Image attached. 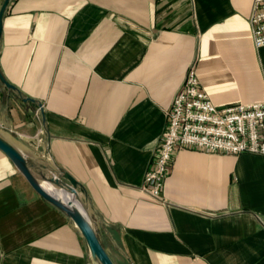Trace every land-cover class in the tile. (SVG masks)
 <instances>
[{
    "label": "crops",
    "instance_id": "obj_1",
    "mask_svg": "<svg viewBox=\"0 0 264 264\" xmlns=\"http://www.w3.org/2000/svg\"><path fill=\"white\" fill-rule=\"evenodd\" d=\"M253 3L10 1L0 70L15 89L0 82V130L76 179L115 264H264V156L180 149L161 199L142 191L191 67L217 108L264 100ZM0 264H95L1 150Z\"/></svg>",
    "mask_w": 264,
    "mask_h": 264
},
{
    "label": "built area",
    "instance_id": "obj_2",
    "mask_svg": "<svg viewBox=\"0 0 264 264\" xmlns=\"http://www.w3.org/2000/svg\"><path fill=\"white\" fill-rule=\"evenodd\" d=\"M250 26L254 45L264 47V0H254ZM166 115L167 126L142 186V191L154 199H161L173 157L180 149L264 156V100L217 108L200 88L194 67Z\"/></svg>",
    "mask_w": 264,
    "mask_h": 264
},
{
    "label": "water",
    "instance_id": "obj_3",
    "mask_svg": "<svg viewBox=\"0 0 264 264\" xmlns=\"http://www.w3.org/2000/svg\"><path fill=\"white\" fill-rule=\"evenodd\" d=\"M11 0H4L0 8V38L3 30V16ZM0 82L7 88L15 89L3 76L0 70ZM41 111L43 105L40 104ZM0 130V150L3 151L17 167V169L27 179L32 188L47 202L63 211L75 224L81 235L87 242L93 261L95 264H115L105 247L103 246L98 229L91 220L83 205L81 194L82 189L79 183L71 175L65 172L48 171V168L40 164L44 160L49 164L52 162L48 150L43 153H35L29 157L22 147L15 145L7 139ZM41 182H48L60 190L69 192L73 199L78 203H65L62 199L56 197L50 190L45 188Z\"/></svg>",
    "mask_w": 264,
    "mask_h": 264
},
{
    "label": "bare ground",
    "instance_id": "obj_4",
    "mask_svg": "<svg viewBox=\"0 0 264 264\" xmlns=\"http://www.w3.org/2000/svg\"><path fill=\"white\" fill-rule=\"evenodd\" d=\"M2 132V131H1ZM2 134L7 138L9 139L11 142H13L15 145L16 142L15 140L9 135V134H6V133H3ZM18 146V145H17ZM20 147V146H19ZM41 184L47 188L48 190H50L56 197L62 199L65 203H67L68 201H71L73 202L74 205H77L78 203L73 199L72 195L67 192V191H64V190H60V189H57L56 187H54L52 184L48 183V182H41Z\"/></svg>",
    "mask_w": 264,
    "mask_h": 264
},
{
    "label": "rangeland",
    "instance_id": "obj_5",
    "mask_svg": "<svg viewBox=\"0 0 264 264\" xmlns=\"http://www.w3.org/2000/svg\"><path fill=\"white\" fill-rule=\"evenodd\" d=\"M3 1H4V0H0V5L2 4Z\"/></svg>",
    "mask_w": 264,
    "mask_h": 264
}]
</instances>
